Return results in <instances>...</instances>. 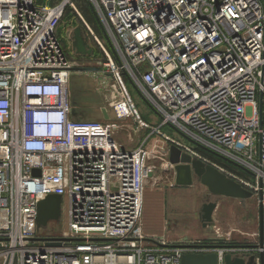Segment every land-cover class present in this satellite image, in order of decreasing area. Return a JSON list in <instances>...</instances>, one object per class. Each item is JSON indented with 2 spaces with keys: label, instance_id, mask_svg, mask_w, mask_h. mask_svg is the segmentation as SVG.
I'll list each match as a JSON object with an SVG mask.
<instances>
[{
  "label": "built area",
  "instance_id": "1",
  "mask_svg": "<svg viewBox=\"0 0 264 264\" xmlns=\"http://www.w3.org/2000/svg\"><path fill=\"white\" fill-rule=\"evenodd\" d=\"M38 1L0 0V264H181L184 255L211 253L224 264L226 254L246 256L245 248L148 238L141 220L155 172L149 162L167 161L170 146L257 200L261 192L264 205V0H86L114 54L77 0ZM67 9L104 59L95 73L102 86L110 81L107 114L156 134L152 151L148 136L135 150L118 146L109 117L70 118L73 67L57 36ZM127 81L159 117L156 127L142 122ZM53 195L65 222L59 236L56 222L36 223L38 203ZM256 251L264 259V243Z\"/></svg>",
  "mask_w": 264,
  "mask_h": 264
},
{
  "label": "rangeland",
  "instance_id": "2",
  "mask_svg": "<svg viewBox=\"0 0 264 264\" xmlns=\"http://www.w3.org/2000/svg\"><path fill=\"white\" fill-rule=\"evenodd\" d=\"M43 4L52 6L54 4L53 1L49 0H42ZM76 7L78 11L83 15L86 21L94 28L96 33L101 35L102 32L99 28L97 23L96 17L86 0H77ZM79 21L75 16L74 12L70 9L66 11V17L62 20L61 25L58 29L59 34V42L62 45V48L65 52L66 58L68 62L72 65L73 69H79L82 75H78L74 77L76 78V85L73 87L69 84V97L70 99L74 98V101L78 102V109H81L84 113L90 114V120L98 121L106 123L108 121H104L102 110L105 109L110 112V105L112 101V92L110 90V81L106 79V84L104 86L100 83V77L95 72L99 69V63L103 62L102 54L97 47V45L92 41L91 38L87 39L86 36L82 33L83 37L87 39V43L89 47L92 49V54L87 56H78L74 49V41H73V34L72 32L74 29L79 28ZM105 40V38H104ZM105 43L108 47V44L105 40ZM88 71V72H86ZM129 88V95L132 99L134 108L136 112L139 114L142 122L149 126L156 127L159 124V117L152 111V109L143 101L137 92L130 86L128 83ZM112 117V115H111ZM113 118V117H112ZM137 118V117H136ZM110 122H114L118 125V129L114 133H118L117 141L121 143L125 151H130L133 149L134 145L141 143L144 138L148 136L146 141L145 147L152 151L151 148L156 142H160V138L156 134H151L145 128L141 129L137 123H135L132 119H128L125 121L117 122L114 119ZM163 131L168 134L169 132L172 133L173 136L179 137L173 130L169 127L163 129ZM181 139V138H180ZM191 148L196 149V146L189 144ZM196 180L194 184L190 187L193 189H197L198 186H201L204 189V194L207 201L215 202L219 198L217 196L209 195L206 188L203 187L199 182ZM155 187V186H154ZM222 200V201H221ZM224 199H219L220 202L218 208H216L214 214H216L217 221L220 223L223 221L224 226L227 228H243L245 234V239L248 242H252L253 240H257L258 235V200L256 198H252L249 200H245L244 204H240V201H232L227 206L224 204ZM228 207L227 210L225 207ZM63 207V206H62ZM63 209V208H62ZM226 210V212H225ZM213 214V216H214ZM65 222L62 218L56 222L54 225V229L52 227V231L57 236L61 235L64 231ZM255 245V244H254Z\"/></svg>",
  "mask_w": 264,
  "mask_h": 264
},
{
  "label": "crops",
  "instance_id": "3",
  "mask_svg": "<svg viewBox=\"0 0 264 264\" xmlns=\"http://www.w3.org/2000/svg\"><path fill=\"white\" fill-rule=\"evenodd\" d=\"M78 27L80 28V25ZM81 31L85 35L82 29ZM59 34L62 33H57L58 38ZM79 74L82 75L81 71L74 68L71 71L68 85L71 84V86L73 85V87H75L76 78L74 79V77L78 76ZM68 101L70 106L72 107V114L70 115V118L72 120L93 121L90 120V114L84 113L81 109H78L80 107L78 106L79 103L74 101V98L70 99L69 86ZM109 118L110 120H113L112 117ZM102 119H104V117ZM114 133V141L118 146L123 148L121 143L117 141L116 138L119 134L116 133V135H114ZM168 134H170L175 139L180 140L178 137L173 136L172 133L169 132ZM144 139L141 143L134 145L133 149H131L130 151L135 150L139 146H141L144 142ZM149 163L152 167L155 168V172L154 176L146 183V189L143 199L141 227L146 237L162 240L164 242L172 244L203 243L227 246H247L258 243L257 240H253L252 242L246 241L244 234L246 232L242 230L243 228H227L224 226L223 221L219 223L217 221L216 214H214L213 216V225L204 227L199 218L202 205L209 202L207 201L208 198H206L204 194V189L201 186H198L197 189H193L192 187L175 186L173 169L168 162V158L167 161H164L162 163L154 160H151ZM195 183H198V181ZM218 198L224 199V204H227V206L231 204L230 202L232 201H240L241 205L244 204L243 202H245V200L242 201L237 199H229L226 197ZM219 199L215 201V203L217 204V208L219 205H221L219 204L220 202H218ZM227 206L225 207L226 210L228 208Z\"/></svg>",
  "mask_w": 264,
  "mask_h": 264
},
{
  "label": "water",
  "instance_id": "4",
  "mask_svg": "<svg viewBox=\"0 0 264 264\" xmlns=\"http://www.w3.org/2000/svg\"><path fill=\"white\" fill-rule=\"evenodd\" d=\"M96 17V16H95ZM99 28L105 38L110 50L114 54L112 45L107 38L104 30L100 26L96 18ZM74 49L78 55L90 56L92 49L89 47L87 40L83 37L80 28H76L73 32ZM140 96V95H139ZM144 101V99L140 96ZM105 120H108L106 110L102 111ZM182 136V135H181ZM183 137V136H182ZM189 143L193 144L192 141ZM168 162L172 166L174 174V185L177 187H190L194 181H198L206 188L209 195L217 197H226L229 199L249 200L253 198L251 192L243 189L239 184L221 174L217 169L210 165L203 164L197 159H192L189 155L182 153L177 147L170 146L168 153ZM34 176L39 175V171H33ZM262 187V185H260ZM217 208L215 202H208L202 205L200 211V221L204 227L213 225V214ZM61 216V197L48 196L40 201L37 205V228H46L49 222H58ZM264 243V205L262 201V193L258 195V243L247 246H233L236 248H245L249 253L244 257H232L226 254L223 257L224 264H264L262 253L256 250L262 248ZM206 247V246H205ZM217 251L224 250L230 246L215 245L207 246ZM218 254H188L181 259V264H218Z\"/></svg>",
  "mask_w": 264,
  "mask_h": 264
},
{
  "label": "trees",
  "instance_id": "5",
  "mask_svg": "<svg viewBox=\"0 0 264 264\" xmlns=\"http://www.w3.org/2000/svg\"><path fill=\"white\" fill-rule=\"evenodd\" d=\"M39 2V4H43V1L42 0H39L38 1ZM65 17H66V14H65V16H64V18L63 19H65ZM93 28V27H92ZM94 29V28H93ZM95 31V30H94ZM96 32V31H95ZM98 35L101 37V35L98 33ZM200 151V150H199ZM202 154H204L206 157H208L209 159H212V160H214V161H216V162H218V163H220V164H223V165H225V166H227V167H229V168H232V167H230V165H228L227 163H225V162H223L222 160H220V159H218V158H216V157H214V156H212V155H209L208 153H205L204 151H200Z\"/></svg>",
  "mask_w": 264,
  "mask_h": 264
},
{
  "label": "bare ground",
  "instance_id": "6",
  "mask_svg": "<svg viewBox=\"0 0 264 264\" xmlns=\"http://www.w3.org/2000/svg\"><path fill=\"white\" fill-rule=\"evenodd\" d=\"M68 82H69V79H68V81H67V85H68ZM69 86V85H68Z\"/></svg>",
  "mask_w": 264,
  "mask_h": 264
},
{
  "label": "flooded vegetation",
  "instance_id": "7",
  "mask_svg": "<svg viewBox=\"0 0 264 264\" xmlns=\"http://www.w3.org/2000/svg\"><path fill=\"white\" fill-rule=\"evenodd\" d=\"M91 48V47H90Z\"/></svg>",
  "mask_w": 264,
  "mask_h": 264
}]
</instances>
